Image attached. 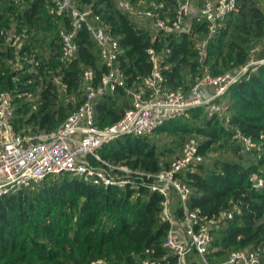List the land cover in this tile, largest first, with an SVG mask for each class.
Instances as JSON below:
<instances>
[{
  "label": "trees",
  "instance_id": "1",
  "mask_svg": "<svg viewBox=\"0 0 264 264\" xmlns=\"http://www.w3.org/2000/svg\"><path fill=\"white\" fill-rule=\"evenodd\" d=\"M73 1L98 13L122 48L116 66L125 83L96 98L99 126L116 121L130 105L128 89L137 87L152 69L149 48L159 57L165 86L187 89L201 76L203 65L213 74L241 67L249 59V47L264 38V11L255 0H237V8L220 20L209 39L202 61L195 41L205 32L206 21L196 23V38L183 31L153 37L115 0ZM68 20L67 13H56L53 0H26L22 6L0 0V91L13 95L17 130H54L84 98L83 69H93V84L105 71L96 42L84 27L75 35L76 55L60 60L58 29ZM8 30L19 35L15 44L7 38ZM54 73H61L64 91L54 83ZM223 95L228 114L222 118L207 117L198 105L154 129L179 132L174 144L158 147L149 134H124L103 144L99 153L105 161L136 170L124 185L96 184L82 175L61 173L1 196L0 264H87L97 259L104 264H143L146 259L181 264L164 245L168 224L159 220L161 194L151 189L155 173L190 136L199 140V151L206 156L219 144L241 158L237 129L264 145V63L238 77ZM250 153L253 157L245 163L218 156L210 165L200 162L178 173L190 187L187 206L197 208L203 220L215 218L206 252L210 264L264 243V154L258 156L256 148ZM253 174L263 177L262 186L254 185ZM222 210L232 215L218 219ZM187 264L202 263L191 253Z\"/></svg>",
  "mask_w": 264,
  "mask_h": 264
},
{
  "label": "built area",
  "instance_id": "2",
  "mask_svg": "<svg viewBox=\"0 0 264 264\" xmlns=\"http://www.w3.org/2000/svg\"><path fill=\"white\" fill-rule=\"evenodd\" d=\"M25 1L15 0V3L22 6ZM53 1L56 13H67L69 17L67 24L58 29L60 60L64 63L76 55L78 46L75 35L79 28L84 27L96 42L105 71L99 83L93 84V69H83V100L51 131L24 132L15 129L12 121L13 95L9 90L0 91V197L21 188L34 187L46 177L61 173L82 175L96 184L124 185L128 181L127 175L136 170L125 164L115 165L105 161L99 153L103 144L124 134H149L166 119L185 113L193 106H203L207 117L222 118L224 106L220 98L227 87L248 70H255L257 65L252 64L264 63L263 54L239 68L215 74L211 73L208 65H203L201 76L187 89L180 86L168 88L164 84L159 57L153 48H149L153 66L137 87L128 89L130 105L116 121L99 126L94 117L96 98L125 83L123 73L116 66L122 48L91 7L79 8L73 0ZM115 2L138 23L154 31V37L183 31L196 38V23L206 21L203 38L195 41L201 60L205 58L209 39L221 26L220 20L237 8V0H136L137 5L132 0ZM195 2L199 7L193 12ZM194 16L197 18L193 21ZM6 33L7 38L15 44L19 35L14 36L13 30ZM262 49L264 44H255L252 51ZM52 79L61 91L65 90L61 73H54ZM235 136L240 141L239 153L246 154L256 148L258 156L264 154V145L257 144L251 136L238 129ZM198 141L195 136L187 137L178 154L155 173V180L151 184V189L161 194L159 220L168 224L164 245L176 254L181 264H187L191 253L202 264H210L206 252L215 218L203 220L197 208L187 206L190 187L178 176L179 172L205 162L207 156L199 151ZM113 169L123 174L113 172ZM251 179L256 187L262 186V176L253 174ZM231 215V211L222 210L218 219ZM87 264L104 263L97 259ZM143 264L155 263L146 259ZM216 264H264V243L254 248L232 251L227 260Z\"/></svg>",
  "mask_w": 264,
  "mask_h": 264
},
{
  "label": "rangeland",
  "instance_id": "3",
  "mask_svg": "<svg viewBox=\"0 0 264 264\" xmlns=\"http://www.w3.org/2000/svg\"><path fill=\"white\" fill-rule=\"evenodd\" d=\"M257 4H259L261 6V9L264 11V2H262V3L257 2ZM152 32L154 33V31H152ZM263 42H264V38L260 43H257V44L262 45V44H264ZM254 45L255 44H253L249 47V50H248L249 59H248V61L256 60V58H258L264 54V49L259 50V51H252V48ZM257 64H259V63H257ZM257 64L255 63L252 65H257ZM227 70H233V69L231 68V69H227ZM220 101L223 104V106L225 107L226 102H227L226 95H223L220 98ZM224 114H228L226 110L223 111V115ZM179 134H180L179 132H168V131H156V130H154L153 132L149 133V137L151 140L154 141L156 146L161 147V146H164L167 144H172V143L174 144V140L179 138ZM218 156L230 157L234 160H240L241 162L245 163V162H248V160L253 157V154L249 152L247 154H244L240 158L238 155L232 154L228 150V148H226L225 146H220L219 144H216L215 147L213 148V151L211 153H209V155L207 156V159L205 160L204 165L205 166L210 165L212 159L215 157H218ZM162 159H165V157L163 156Z\"/></svg>",
  "mask_w": 264,
  "mask_h": 264
},
{
  "label": "crops",
  "instance_id": "4",
  "mask_svg": "<svg viewBox=\"0 0 264 264\" xmlns=\"http://www.w3.org/2000/svg\"><path fill=\"white\" fill-rule=\"evenodd\" d=\"M135 5H137L136 2H135ZM198 7H199V4H198L197 2H195V3L193 4L192 11H193V12L197 11V8H198ZM129 16H130V15H129ZM130 18H132L137 24H139V25H141V26H144V25L138 23L137 20H136V18H133V17H131V16H130ZM144 27H146V26H144ZM146 28L151 32V34H152L153 37H154V33L152 32V30H151L149 27H146ZM204 33H205V32H204ZM204 33H203V35L201 36V38H203ZM199 39H200V38H199ZM200 60H201V58H200ZM201 61H202V60H201ZM152 64H153V63H152Z\"/></svg>",
  "mask_w": 264,
  "mask_h": 264
}]
</instances>
